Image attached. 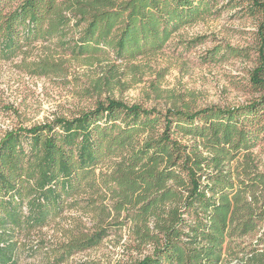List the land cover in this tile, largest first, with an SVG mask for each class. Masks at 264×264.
Listing matches in <instances>:
<instances>
[{
    "label": "trees",
    "instance_id": "trees-1",
    "mask_svg": "<svg viewBox=\"0 0 264 264\" xmlns=\"http://www.w3.org/2000/svg\"><path fill=\"white\" fill-rule=\"evenodd\" d=\"M235 1L0 0V62L56 41L68 60L24 58L20 67L48 76L106 54L131 63L156 56L181 29ZM247 2L248 15L258 17L250 82L262 93L249 104L163 113L108 98L73 118L4 134L0 264L45 250L62 264L127 225L135 248H150L134 264H223L238 239L264 227V171L253 157L264 142V0ZM72 209L92 214L91 232L51 246L24 242ZM249 253L235 264H264V252Z\"/></svg>",
    "mask_w": 264,
    "mask_h": 264
},
{
    "label": "rangeland",
    "instance_id": "rangeland-1",
    "mask_svg": "<svg viewBox=\"0 0 264 264\" xmlns=\"http://www.w3.org/2000/svg\"><path fill=\"white\" fill-rule=\"evenodd\" d=\"M246 6L247 0H236L220 13L181 29L161 53L131 63L106 54L91 65L69 61L65 73L48 76L31 75L20 67L24 58L27 62L68 60L56 41L36 43L25 54L0 62V140L16 128L30 129L54 118H73L108 98L163 113L173 107L195 111L249 104L262 93L250 82L258 66V17L248 15ZM72 35L76 37V31ZM195 39L202 41L190 48ZM230 49H238L240 55H233ZM253 157L264 171V142L253 150ZM94 224L92 214L67 210L60 219L34 232L30 240H23L32 244L44 241L51 246L68 241L80 230L91 232ZM263 232L264 227H259L238 239L223 264L251 257L249 252L255 247L264 252V242L260 243ZM135 246L127 225L112 230L99 246L76 253L62 264H134L150 253L149 247L138 250ZM45 252L23 254L19 264H53Z\"/></svg>",
    "mask_w": 264,
    "mask_h": 264
}]
</instances>
